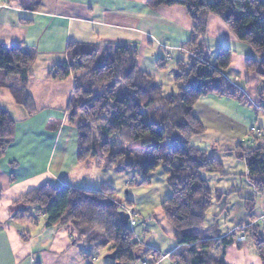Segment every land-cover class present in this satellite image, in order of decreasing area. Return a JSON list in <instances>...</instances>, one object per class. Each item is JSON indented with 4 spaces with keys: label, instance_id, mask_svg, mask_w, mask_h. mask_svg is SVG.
<instances>
[{
    "label": "trees",
    "instance_id": "1",
    "mask_svg": "<svg viewBox=\"0 0 264 264\" xmlns=\"http://www.w3.org/2000/svg\"><path fill=\"white\" fill-rule=\"evenodd\" d=\"M152 1L156 6L185 7L194 23L191 38L183 43L190 56L174 69L172 91L167 92L153 75L139 68L138 51L128 45L69 43L68 59L53 66L49 77H74L69 120L78 131L79 162L101 156L107 167L122 162L128 170L143 175L142 183H150V174L166 167L171 196L161 207L182 246L171 258L178 264H226L216 253L231 245L235 235L222 237L216 225L205 226L207 214L221 193L202 176L204 171L222 172L223 163L192 144L193 137L206 131L193 110L209 94L248 100L224 75L231 63V48L211 55L206 45L207 22L212 14L260 55L258 59L248 58L246 69L259 79L258 94L264 100V1ZM35 55L32 49L0 42V69L6 78H15L11 91L28 114L36 110L28 91ZM16 125L12 114L0 106V158L15 137ZM236 150L247 164L255 189L264 193V146L251 148L241 142ZM116 191L111 183L90 191L47 182L16 203L44 209L48 225L70 224L78 234L77 241L87 242L93 249L102 247L106 253L115 251V263L130 264L149 249L143 250L129 225L122 224ZM245 205L250 218L255 219V200L245 198ZM245 231L264 264V229L254 224Z\"/></svg>",
    "mask_w": 264,
    "mask_h": 264
},
{
    "label": "crops",
    "instance_id": "2",
    "mask_svg": "<svg viewBox=\"0 0 264 264\" xmlns=\"http://www.w3.org/2000/svg\"><path fill=\"white\" fill-rule=\"evenodd\" d=\"M193 25L185 7L156 6L152 0H0V42L6 46H23L36 53L28 82V91L35 102L33 114H28L15 100L11 91L15 78H6L5 71L0 69V106L17 121L15 137L0 158V264H94L98 261L95 249L87 242L77 241L78 234L70 224L48 225L44 209L16 203L22 195L47 182L98 190L80 186L84 174L80 173L79 178L73 174L81 165L90 171L92 163L79 162L78 131L69 120L74 77L70 75L63 80L49 77L53 66L68 59L69 43L136 48L139 68L153 75L170 92L174 89V69L190 56L183 43L191 38ZM205 42L211 55L222 48H231V63L224 75L248 98L239 101L209 94L203 96L193 110L206 131L193 137L192 144L223 163L222 172L204 171L206 175L202 172L211 188L221 193L220 199L214 200L217 210L211 213L215 220L205 226L216 225L222 237L235 235L233 243L221 251L222 255L216 253L226 264H233L231 250L241 255L243 247V241L238 240L240 229L254 225L252 223L259 215L255 219L248 215L245 198L249 197L241 194L240 182L225 190L218 181L235 175L233 170L226 169V165L238 161L244 164L250 180L247 164L239 157L236 147L241 142L246 145L252 136V127L261 131L258 138L264 146V128L257 125L259 113L264 112V100L258 94L259 79L246 69L248 58L258 59V54L248 43L239 40L213 14L208 18ZM167 81L169 88L165 86ZM67 122L74 126L75 136L62 141L60 136ZM250 183L258 192L251 180ZM122 211L128 213L126 208ZM224 212L233 225L222 231L217 216ZM127 225L131 226L130 218ZM172 234L164 250L151 246L153 238L146 237L140 242L135 234L134 239L140 247L149 251L130 264L137 261L159 264L167 260L169 264H178L171 255L182 246L177 243L174 231ZM251 256L255 260L256 255ZM114 261L108 259L106 264H116ZM247 263L253 264L249 260Z\"/></svg>",
    "mask_w": 264,
    "mask_h": 264
},
{
    "label": "rangeland",
    "instance_id": "3",
    "mask_svg": "<svg viewBox=\"0 0 264 264\" xmlns=\"http://www.w3.org/2000/svg\"><path fill=\"white\" fill-rule=\"evenodd\" d=\"M32 1V0H27ZM260 58V55H257ZM169 82L165 83L166 88H169ZM247 98V96H246ZM248 99V98H247ZM264 106V102H263ZM258 126L264 128V112L259 113V119L257 121ZM73 125H70L69 122L66 123V126L62 130V139H73L75 130L72 128ZM74 127V126H73ZM264 130V129H263ZM73 131V132H72ZM57 134L59 131H56ZM225 160L226 158L223 157ZM90 165V171L84 169V166H79L77 172L74 170L73 174L79 178L80 173L83 175V180L79 181L80 186H90L92 189H99L101 184L111 183L113 184L117 191L114 195L115 199L119 204L121 203V211L123 208L133 209L138 212L136 217L137 225L130 226L131 229L135 232L138 240L143 242L146 237L153 238L151 246L154 248H163L166 249L168 241L172 239V231H174L173 225L167 220L164 215V212L161 207V203L171 196L170 188L168 186V177L169 170L166 167H159L154 172L150 174V183H142L143 175L138 174L137 171L128 170L125 168V165L122 162L115 164L113 167H107L105 163V158L100 157L98 159H92ZM234 164V163H233ZM226 169L235 172V175L228 176L229 178H223L220 182L221 186L225 190L230 189V186L233 183L240 182L242 188V195H246L255 200L254 214L256 216L264 212V194L255 192L253 189L250 180L246 176V171L244 164L240 161L236 162L234 165L227 163ZM235 170V171H234ZM206 175V172H203ZM134 176V177H133ZM129 182V184H128ZM213 184L216 182L213 179ZM126 200L133 201L132 204H127ZM217 206L214 202L213 208L210 214L208 215L207 221L205 224H211L214 222V215L211 213L216 212ZM218 225L222 231H225L228 227L233 225L231 219L227 217L226 212L219 214L218 216ZM227 221V224H226ZM264 229V226H261ZM246 228H241V234L246 235V239L242 240L243 247L241 249V255L238 254L236 250H231L233 255L230 259L233 261V264H248V260L253 264H262V260L258 257L254 244L252 240L248 237ZM239 239V238H238ZM96 254L98 256V261L94 264H106L104 256L107 254L106 250L102 247L95 248ZM223 252H220L219 255H222ZM256 255L255 260H252L251 255ZM258 259V260H257ZM246 261V262H244ZM151 263V262H150ZM170 261H161L159 264H169ZM134 264H142L141 261H137Z\"/></svg>",
    "mask_w": 264,
    "mask_h": 264
},
{
    "label": "built area",
    "instance_id": "4",
    "mask_svg": "<svg viewBox=\"0 0 264 264\" xmlns=\"http://www.w3.org/2000/svg\"><path fill=\"white\" fill-rule=\"evenodd\" d=\"M259 108V106H258ZM251 134L252 136L245 142L248 147L251 148H258L261 146V143L259 142V138L261 136V131L256 128L252 127L251 128ZM127 212L129 213V218H130V225L133 226L136 223V217L138 216V212L133 209H127ZM258 224V225H263L264 226V212L261 213V215L258 216V218L252 223V224ZM238 240L242 241L246 239V235L243 233L240 236H238Z\"/></svg>",
    "mask_w": 264,
    "mask_h": 264
},
{
    "label": "water",
    "instance_id": "5",
    "mask_svg": "<svg viewBox=\"0 0 264 264\" xmlns=\"http://www.w3.org/2000/svg\"><path fill=\"white\" fill-rule=\"evenodd\" d=\"M119 216H120V219H121L122 224L127 225L128 224V221H129V214L126 213L125 211H120L119 212ZM104 259L115 260L116 259V252L113 251L111 253H107L104 256ZM116 264H120V263H116Z\"/></svg>",
    "mask_w": 264,
    "mask_h": 264
}]
</instances>
